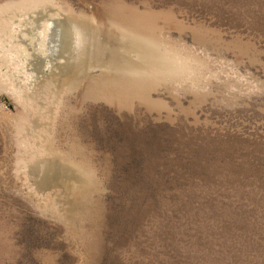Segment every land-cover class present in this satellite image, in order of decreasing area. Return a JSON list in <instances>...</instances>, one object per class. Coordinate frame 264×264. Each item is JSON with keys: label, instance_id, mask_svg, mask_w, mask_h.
Listing matches in <instances>:
<instances>
[{"label": "rangeland", "instance_id": "1", "mask_svg": "<svg viewBox=\"0 0 264 264\" xmlns=\"http://www.w3.org/2000/svg\"><path fill=\"white\" fill-rule=\"evenodd\" d=\"M0 264H264V0H0Z\"/></svg>", "mask_w": 264, "mask_h": 264}, {"label": "bare ground", "instance_id": "2", "mask_svg": "<svg viewBox=\"0 0 264 264\" xmlns=\"http://www.w3.org/2000/svg\"><path fill=\"white\" fill-rule=\"evenodd\" d=\"M74 41H76V40H74ZM56 60V59H55Z\"/></svg>", "mask_w": 264, "mask_h": 264}]
</instances>
